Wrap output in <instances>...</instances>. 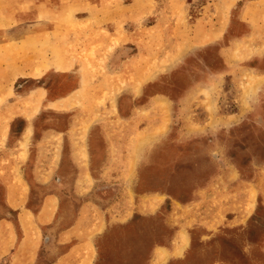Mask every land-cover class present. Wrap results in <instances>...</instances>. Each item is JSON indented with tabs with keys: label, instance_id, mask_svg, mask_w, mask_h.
I'll return each mask as SVG.
<instances>
[{
	"label": "rangeland",
	"instance_id": "rangeland-1",
	"mask_svg": "<svg viewBox=\"0 0 264 264\" xmlns=\"http://www.w3.org/2000/svg\"><path fill=\"white\" fill-rule=\"evenodd\" d=\"M253 1L0 0V152L17 142L20 152L11 171L22 187L40 197L47 188L37 184L43 169L24 167L41 145L67 146L62 131L70 130L74 146L85 138L72 137L74 129L92 124L105 129L110 158L131 164L111 173L117 190L104 210L115 212L96 239L91 264H264L260 193L250 191L247 210L256 200L244 223H219L208 231L195 224L189 205L197 196L199 208L220 205L226 181L236 178L256 175L264 188V105L226 129H214L217 118L205 120L195 106L201 94L208 99L221 94L223 107L230 109L234 93L245 97L261 85L251 71L259 61L249 56L264 51L256 46L264 38V1ZM74 65L83 79L77 90ZM157 94L165 97L162 113L138 109ZM210 104L209 99L212 114ZM120 110L128 116L121 117ZM160 116L163 131L150 133ZM26 120L33 132L24 133ZM102 143L97 136L94 161L107 156ZM44 159L43 151L35 156V162ZM60 159L56 150L53 165ZM56 171L48 175L56 177ZM64 171L75 177L73 170ZM23 173L35 181L31 188ZM91 189L83 190L86 197ZM231 190L235 198L236 186ZM123 206L127 214L118 215ZM180 224L187 225L189 240L182 234L185 244L168 256L165 248Z\"/></svg>",
	"mask_w": 264,
	"mask_h": 264
},
{
	"label": "crops",
	"instance_id": "crops-1",
	"mask_svg": "<svg viewBox=\"0 0 264 264\" xmlns=\"http://www.w3.org/2000/svg\"><path fill=\"white\" fill-rule=\"evenodd\" d=\"M248 1L251 2L252 0ZM253 2L260 3L262 1L254 0ZM252 32L253 30L250 27L249 33L246 35L250 36ZM256 46L263 49L264 38L258 41ZM125 56L128 57L129 55L125 53ZM249 58L259 61L255 66L251 64L253 78L260 80L257 84L261 83L259 87H255L253 92L245 97L234 93L233 97L230 98V101L233 102V106L230 109L223 107L226 99L222 98L221 94L219 96L213 94L212 97H209L211 104H214L215 107L209 108L210 112L213 111L212 114L206 108L209 99L205 94H201L200 98H195L197 101L195 106H201L199 112H203L205 120H209L211 115L217 118L214 129L231 127L249 113L259 114L260 108L263 109L264 92L258 94V90L262 87L264 89V68L258 65L264 64V51L260 55L252 52ZM235 61V63L239 62L236 59ZM73 67L74 88L77 90L82 85L83 79L80 69L75 65ZM259 67L261 68L260 70ZM113 68H115V65L110 64L109 69ZM60 71H63L61 73L67 72L64 68H61ZM23 74V72L19 73L16 77ZM222 76L225 79L224 75ZM221 79L218 80L219 83ZM240 79V77H237L235 79L237 81H234V83L237 84L238 80L239 82L241 81ZM161 100H165V97L161 94L151 96L145 102L146 105L138 109H155L158 113H162L163 104ZM179 101L185 102L182 98ZM217 105L218 108H216ZM120 116L126 118L128 114L120 110ZM162 118L163 116L156 118L153 129H149L150 133L158 135V133L163 131L164 123ZM76 121H79L78 118H76ZM200 122L201 125L206 123L202 120ZM30 126L29 120L28 122L26 120L24 133H28L31 130L33 132V126ZM60 134L62 142L64 140L67 146H64L65 143L63 142L58 149L53 150L52 147L41 145L35 156L43 151L45 159L42 162H35L34 156L31 166L27 165L24 167L39 171L43 169V181L37 184L47 186V188L44 190L45 192L43 191L44 193H41L40 197H37L38 193H35L32 189L25 190L20 183V179L16 177L15 172L11 171L20 152L17 142L7 151L4 152L2 150L0 152V170L6 169L3 174H0V188L2 189L0 195V197L2 196V203L0 204V264L92 263L96 253V239L105 230L108 217H112L114 215L113 212H115L111 208L104 210L106 204L111 207V201L114 199L117 190L115 187L117 182L112 179L111 173L116 167L127 169L131 164L121 160L120 164L117 165L110 158L108 153L111 151V147L108 139H105L107 137L105 129H99L93 124L86 128L85 131L84 129H74L72 137L79 138L80 135L85 137L84 139L76 140L74 146L72 141H70V130L62 131ZM97 136L102 137V141H104L102 143L103 150L107 152L106 158L101 160V162L94 161L93 154L91 155L97 149L96 144H94ZM56 150L57 156L61 157V159L57 165H53L52 158ZM86 152H90L89 159L85 158ZM30 156L31 151L28 157L29 161L31 160L29 159ZM3 160H8V163L2 164ZM57 169L60 172L56 171V177L52 175L53 173L48 175L49 170ZM66 169L73 170L72 174L75 177H71V173L65 172L64 170ZM22 175L25 185L30 188L35 185L33 179L26 178L24 173ZM34 175H41V173L36 172ZM226 183L225 193L221 197L220 205L216 207L206 206V208L201 206L199 208V205H201L200 196H197L189 204L190 212L195 215L194 217L190 216V218H196L195 224L202 226L205 231L216 228L219 223L227 225H241V223H244L256 200H253L252 207L247 210L246 203L252 189H254L256 196H258V193L263 196L260 200L264 204V188L261 187L256 175L246 181L236 178L231 182L226 181ZM70 185L72 186L70 189L65 188ZM54 186H56L55 189L53 188ZM235 186L237 189L236 197L233 198L231 189L235 188ZM85 188H92V193L88 196L92 197L91 199L86 197L87 191H83ZM209 195V190H204V196L207 198ZM196 206H198V209H196ZM126 208L123 206L118 215L127 214ZM184 233L187 235L188 241L187 225L180 224L176 230L175 239L171 241V246L165 248L169 252L168 256H174L173 251L179 245L185 244L179 241L180 236Z\"/></svg>",
	"mask_w": 264,
	"mask_h": 264
},
{
	"label": "bare ground",
	"instance_id": "bare-ground-1",
	"mask_svg": "<svg viewBox=\"0 0 264 264\" xmlns=\"http://www.w3.org/2000/svg\"><path fill=\"white\" fill-rule=\"evenodd\" d=\"M254 90V89H253ZM182 237V236H181ZM182 240V239H181ZM180 241V240H179Z\"/></svg>",
	"mask_w": 264,
	"mask_h": 264
}]
</instances>
